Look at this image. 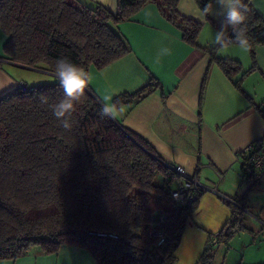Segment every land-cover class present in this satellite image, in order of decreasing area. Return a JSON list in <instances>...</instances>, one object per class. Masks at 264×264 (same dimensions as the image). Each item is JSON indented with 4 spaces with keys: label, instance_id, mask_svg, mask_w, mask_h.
Here are the masks:
<instances>
[{
    "label": "trees",
    "instance_id": "trees-1",
    "mask_svg": "<svg viewBox=\"0 0 264 264\" xmlns=\"http://www.w3.org/2000/svg\"><path fill=\"white\" fill-rule=\"evenodd\" d=\"M179 0H117L115 14L103 5L79 6L73 0H0V27L8 35V59L55 73V63L68 57L86 69L104 68L130 51L126 39L110 24L129 19L146 3L180 29L194 47L202 23L181 15ZM202 11L213 0H195ZM248 6L246 31L252 67L243 71L236 60L216 56L218 48L202 47L224 74L241 89L243 77L255 69V49L264 45V17ZM209 23L218 29L210 15ZM230 31V29H229ZM43 65V66H42ZM207 75L202 81V91ZM158 84L114 97L132 105ZM58 82L17 87L0 96V259L23 255L31 245L45 253L61 245L86 249L94 264H173L184 228L203 190L192 189L185 204L170 196L168 172L155 149L143 137L115 119L98 115L99 100L88 90L68 117L71 128L59 125L52 106L62 97ZM264 116V104L255 105ZM260 171L251 175L247 190L257 187ZM162 181L156 182V176ZM243 176V172H242ZM247 190L238 194L230 217L207 242L195 264H216L231 237L244 226ZM164 214L166 239L150 234L149 224ZM264 222V218L261 219ZM252 233H255L251 230ZM254 237V236H253ZM222 264V263H221Z\"/></svg>",
    "mask_w": 264,
    "mask_h": 264
},
{
    "label": "crops",
    "instance_id": "crops-1",
    "mask_svg": "<svg viewBox=\"0 0 264 264\" xmlns=\"http://www.w3.org/2000/svg\"><path fill=\"white\" fill-rule=\"evenodd\" d=\"M73 1L86 8L101 4L113 14L117 11V0L115 7L108 0ZM251 2L264 17V0ZM177 10L202 23L197 39L200 47L184 41L180 29L155 3H146L129 19L111 25L126 39L130 51L104 68L90 65L84 70L92 77L88 90L99 101L106 94L133 93L150 79L158 84L134 104H122L124 112L117 111L114 119L148 141L164 162L181 165L207 188L184 228L173 263L195 264L208 235H215L230 217L229 202L220 195L235 198L239 194L241 152L264 137V116L255 107L264 104V45L256 47V67L243 77L238 89L233 80L241 73L233 80L228 78L202 48L214 45L218 28L199 18L202 11L195 0H179ZM210 17L221 23V17ZM7 38L0 27V96L22 82L5 65L31 68L8 59L4 53ZM165 46L171 52L157 62V53ZM215 54L238 61L243 71L252 67L249 50L235 45L217 48ZM0 264H94V260L86 249L74 245H61L50 254L31 245L23 255L0 259Z\"/></svg>",
    "mask_w": 264,
    "mask_h": 264
},
{
    "label": "clouds",
    "instance_id": "clouds-1",
    "mask_svg": "<svg viewBox=\"0 0 264 264\" xmlns=\"http://www.w3.org/2000/svg\"><path fill=\"white\" fill-rule=\"evenodd\" d=\"M111 6L115 7L116 0H108ZM248 6L244 0H213V5H205L201 20H208L209 15L221 17L219 29L215 30L212 43L220 49L228 48L231 45L248 51L251 47L250 38L246 31V20ZM230 29V31H229ZM170 48L162 47L157 53V62L161 56L169 55ZM55 76L59 87L63 90L62 97L52 106V113L59 125L68 130L71 128L68 117L74 111L75 104L85 93L92 77L91 75L70 60L68 57H60L55 63ZM98 115L101 118L114 119L117 111L124 112L123 105L113 95L106 94L100 98Z\"/></svg>",
    "mask_w": 264,
    "mask_h": 264
},
{
    "label": "rangeland",
    "instance_id": "rangeland-1",
    "mask_svg": "<svg viewBox=\"0 0 264 264\" xmlns=\"http://www.w3.org/2000/svg\"><path fill=\"white\" fill-rule=\"evenodd\" d=\"M5 67L13 71V74L21 79L20 81L30 86L57 82L56 76L44 69L10 67L9 65ZM259 173L258 186L250 190H247V184L242 183L241 176L237 187L240 190L239 194L247 190V207L244 209L246 229L237 231L231 237L225 253H223L224 246L219 249L215 259L216 264H264V222L261 221L264 218V171ZM155 181L160 183L162 175L158 174Z\"/></svg>",
    "mask_w": 264,
    "mask_h": 264
},
{
    "label": "built area",
    "instance_id": "built-area-1",
    "mask_svg": "<svg viewBox=\"0 0 264 264\" xmlns=\"http://www.w3.org/2000/svg\"><path fill=\"white\" fill-rule=\"evenodd\" d=\"M242 154V183L249 184L251 175L254 171H258L264 168V137L257 138L250 142L243 151ZM168 172L165 175L166 181L170 185L169 196L177 204H185L188 200L189 192L192 189L203 190L207 188L202 185L196 175H188L184 168L178 164H167ZM213 191H216L213 189ZM227 202L235 203L234 198L220 195ZM164 226V214L158 212L149 224L150 234L158 239L157 244H161L166 239L163 232Z\"/></svg>",
    "mask_w": 264,
    "mask_h": 264
}]
</instances>
